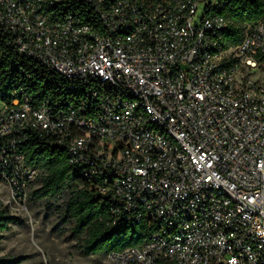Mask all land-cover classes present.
<instances>
[{
    "label": "built area",
    "instance_id": "1",
    "mask_svg": "<svg viewBox=\"0 0 264 264\" xmlns=\"http://www.w3.org/2000/svg\"><path fill=\"white\" fill-rule=\"evenodd\" d=\"M81 1L92 23L57 16L65 0H0L20 54L104 88L96 117L0 101L2 206L30 201L36 137L67 148L112 226L156 228L107 264H264V19L229 48L212 0Z\"/></svg>",
    "mask_w": 264,
    "mask_h": 264
},
{
    "label": "trees",
    "instance_id": "2",
    "mask_svg": "<svg viewBox=\"0 0 264 264\" xmlns=\"http://www.w3.org/2000/svg\"><path fill=\"white\" fill-rule=\"evenodd\" d=\"M219 15L225 20L227 46L242 43L249 26L264 19V0H221ZM59 17L90 20V11L81 0H65L58 6ZM104 88L70 81L48 70L37 60L20 54L0 27V101L11 104L27 97L32 105H45L54 111L80 110L98 116ZM29 166L39 170V179L31 185L30 202L56 215L71 232L85 257H106L111 253L145 244L156 230L149 222H121L112 226L111 206L100 195L95 182L84 178L80 169L70 165L66 147H54L45 140L31 137L20 148ZM36 186L38 188H36ZM20 221L11 217L0 203V239ZM21 258L0 257V264H22Z\"/></svg>",
    "mask_w": 264,
    "mask_h": 264
},
{
    "label": "rangeland",
    "instance_id": "3",
    "mask_svg": "<svg viewBox=\"0 0 264 264\" xmlns=\"http://www.w3.org/2000/svg\"><path fill=\"white\" fill-rule=\"evenodd\" d=\"M202 13L201 7L198 16ZM3 206L20 224H12L10 231L2 235L0 257L21 258L22 264H107L104 257L83 256L71 232L72 226L63 224L43 207L34 206L30 201L24 211L6 202Z\"/></svg>",
    "mask_w": 264,
    "mask_h": 264
},
{
    "label": "water",
    "instance_id": "4",
    "mask_svg": "<svg viewBox=\"0 0 264 264\" xmlns=\"http://www.w3.org/2000/svg\"><path fill=\"white\" fill-rule=\"evenodd\" d=\"M262 188V187H261Z\"/></svg>",
    "mask_w": 264,
    "mask_h": 264
}]
</instances>
